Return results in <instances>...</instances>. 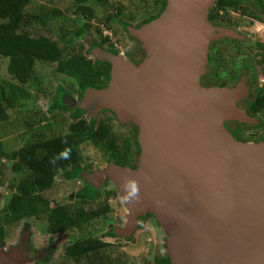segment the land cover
<instances>
[{
    "label": "water",
    "instance_id": "water-1",
    "mask_svg": "<svg viewBox=\"0 0 264 264\" xmlns=\"http://www.w3.org/2000/svg\"><path fill=\"white\" fill-rule=\"evenodd\" d=\"M215 1L166 0L159 18L128 28L148 51L141 68L95 48L94 59L111 66L108 86L60 102L93 120L109 111L138 128L137 169L111 162L81 176L90 186L108 179L125 198L127 222L116 235L128 238L151 214L173 226L171 264H264V142H238L225 127L257 124L238 107L245 80L234 88L201 85L210 43L241 39L207 22Z\"/></svg>",
    "mask_w": 264,
    "mask_h": 264
},
{
    "label": "rangeland",
    "instance_id": "rangeland-1",
    "mask_svg": "<svg viewBox=\"0 0 264 264\" xmlns=\"http://www.w3.org/2000/svg\"><path fill=\"white\" fill-rule=\"evenodd\" d=\"M74 2L75 0H32L27 8L28 13L36 16V22L37 18L46 19L45 26L38 23L33 24L31 32L51 37L60 44L66 55L70 53L71 49L69 45H66L67 42L61 40L60 29L65 30L63 34H67L66 39H70L72 33L77 32L79 17L74 12ZM86 6L92 10L93 18L86 21L89 27L84 36L80 40L73 41L76 44L74 48L78 50L81 44L86 56L94 59L92 52L97 47L93 46V42L101 41L107 37L109 38L106 43L107 47L112 46L117 56L141 68L148 57V51L139 39L131 35L126 26L130 30H139L146 25L147 19L159 18L166 8L163 0H102V2L88 0ZM247 7V5L244 6V8ZM232 11L231 13L226 8L219 11L213 4L207 13L206 20L212 27L214 22L223 17L228 26L232 27L244 40L224 37L209 45L208 56L212 63L206 67L201 85L204 88H234L242 79L248 78L251 82L249 83L250 87H255V89L257 86L264 87V50L260 51L261 46L264 45L263 20L253 16L251 9L244 13H239L237 9ZM44 21L42 19L40 23ZM258 44L260 45L257 46ZM7 63V59L0 58V86L9 89L17 84L7 73ZM35 70L36 81L24 87L25 93L22 90H16L17 94L23 93L21 97L26 96V98H19L17 104L8 111V121L0 122V142L5 153V158L0 163V209L8 200L9 194L6 193L12 192L21 177V173L20 175L15 174L11 169L10 154L32 141L37 127L48 125L49 128L46 132L39 131L46 136L62 135L66 133L68 124L73 120L74 111H70L66 107V111L55 107L56 89L61 86L70 98L78 100L82 98V96L80 98L76 96V85L71 79L55 73V65L38 63ZM62 96L58 98L59 102ZM245 104V98H242L238 106L245 107ZM60 105L63 106L61 102ZM101 112L98 113L96 119H109L119 144L125 138H130L131 142L133 139L137 140L138 128L134 124L121 123L116 116L113 117L109 113L101 114ZM258 118L260 124L257 126L247 125L240 128L229 123L228 127L237 132L238 142L258 144L264 142V110ZM81 153L85 160V163L82 164L83 168L105 170L111 163L107 161V153L102 148L85 145L81 148ZM139 158L140 152L134 151L131 162L134 169L124 168L137 169ZM78 181H80L79 184L77 181L67 182L61 175L57 176L52 191L45 194V198L50 201L51 205H67L73 202L93 208L107 202L110 211L105 217L95 219L64 234L47 237L44 234L45 222L43 220L36 221L29 218L19 223L5 224L0 216V225L4 226L10 239L9 242L14 243L16 234L21 231L24 225H27L37 233V236L40 231V236L32 239L36 250L55 249L49 262L39 261L36 264H83L67 259L65 249L74 240L88 237L110 242L111 247L108 250V255L118 258L122 262L121 264H170L167 249V239L173 232L170 222L162 224L151 214L142 215L138 219L137 228L126 240V238L115 234L116 229H122L126 225L128 214L126 200L121 196L116 185L108 180L107 189H101L98 198L83 200L78 199L77 195L86 182L79 179ZM68 197L71 198L68 199ZM111 231L114 232L113 238L108 239L104 236L106 232Z\"/></svg>",
    "mask_w": 264,
    "mask_h": 264
},
{
    "label": "trees",
    "instance_id": "trees-1",
    "mask_svg": "<svg viewBox=\"0 0 264 264\" xmlns=\"http://www.w3.org/2000/svg\"><path fill=\"white\" fill-rule=\"evenodd\" d=\"M31 1L0 0V58L7 59V73L17 84L9 89L0 86L1 123L8 121V111L17 104L19 98H26V96L21 97L23 93L17 94L16 90H22L25 93L24 87L36 81L35 68L38 63L55 65L56 74L74 82L79 98L83 96L87 88L104 89L111 80V66L107 62L99 63L86 56L81 44L78 50L74 48L76 44L73 41L80 40L84 36L89 27L86 21L93 18L92 10L86 6L88 0H75L74 2V12L79 17L77 32L72 33L70 39H66L67 34H63L65 30L60 29L61 40L67 42L66 45H69L71 49L68 55L64 54V49L51 37L31 32L33 24L46 25L45 18H37L36 22V16L27 12ZM95 1L102 2V0ZM257 1L260 6H263V0ZM163 3L166 5V0H163ZM214 6L219 11L225 7H233L235 10L238 7L231 0H216ZM55 15L57 16V14ZM42 19L45 21L40 23ZM152 20L147 19L145 23L148 24ZM103 24L105 23L103 22ZM128 28L126 26V29ZM66 33L68 32L66 31ZM108 41L109 38L105 37L101 41H94L93 46L113 55L116 54L112 46H106ZM211 63L212 60L208 57V65ZM63 94L66 95V92L59 86L54 99L55 107L66 111L58 99ZM249 106L251 111L249 114L252 116L257 111H263L264 91L251 101ZM104 113L115 117L111 112H101V114ZM72 115L73 120L68 124L66 133L46 136L40 132H46L49 126H39L32 141L10 154L12 170L21 173V177L16 185L17 192L10 196L3 210L0 211L5 224L19 223L24 219L34 218L45 222L48 234L56 235L77 229L95 219L105 217L109 213L110 208L107 202L94 208L85 207L79 203L52 206L44 196L45 192L53 188L57 176L61 175L67 180L82 176V172L85 170L82 164L85 163V160L81 155V148L85 145L102 148L107 153V161L120 167H129L134 151L140 152L135 139L131 142L130 138H125L121 140V144L118 143V138L112 131L109 119L93 120L84 116L80 110H75ZM235 125L240 128L245 126ZM31 129L34 130V128ZM236 140L239 141V138ZM4 158L5 153L0 142V163ZM70 169L73 171L71 172ZM98 196L99 193L89 186L79 195L81 199H86V197L96 199ZM107 247L108 244L99 239L83 238L67 247L65 254L71 258L82 256L89 259L97 258L98 264H121L122 262L118 258L108 259Z\"/></svg>",
    "mask_w": 264,
    "mask_h": 264
},
{
    "label": "flooded vegetation",
    "instance_id": "flooded-vegetation-1",
    "mask_svg": "<svg viewBox=\"0 0 264 264\" xmlns=\"http://www.w3.org/2000/svg\"><path fill=\"white\" fill-rule=\"evenodd\" d=\"M234 4L238 5L237 7V11L239 13H244L245 11L251 9L252 13H253V16H257V18H261L263 20V23H264V2H263V6H260L258 1L257 0H231ZM243 1H246L245 3ZM247 5L249 9L247 8H244V6ZM227 11L229 12H233L232 10H235L233 7H225ZM224 8V9H225ZM215 27V29H225V30H229V31H232L233 33L237 34L235 30H233L232 27L228 26L227 24V21L223 18V17H220L219 21L217 22H214L213 24ZM232 28V29H231ZM238 35V34H237ZM224 38V37H223ZM240 40H244V39H240ZM216 41V40H215ZM212 43V42H211ZM210 43V44H211ZM264 43V42H263ZM260 44H258L257 46H259ZM264 50V45L261 46V49L260 51L263 52ZM116 55V54H114ZM209 57V56H208ZM210 58V57H209ZM211 59V58H210ZM133 60V59H132ZM209 66V65H207ZM245 80V84L246 86L248 87L249 86V83H251L248 78L247 79H244ZM243 81V79L241 80V82ZM240 82V83H241ZM240 83L238 85H240ZM237 85V86H238ZM237 86H234V87H237ZM254 87V86H253ZM264 91V87L263 86H257V88L255 89L250 87L248 88V94L245 98V107H240L238 106L240 109L246 111V113L254 118L256 121H257V125L260 124V120L258 118V116H260V113L262 111H257L254 113V116L250 115L249 112L251 113L250 111V102L253 101L254 99H256V97L258 95H260V93ZM252 93H253V96H252ZM77 96V95H76ZM78 97V96H77ZM228 124L229 123H226L225 124V127L228 131H230V133L233 135V137H236L235 139H238L237 138V133L234 131V130H231L229 127H228ZM230 124H239V123H230ZM240 125H243V124H240ZM247 126V125H245ZM238 141V140H237ZM261 143V142H259ZM130 168H133L134 169V166L131 165L129 166ZM12 169V167H11ZM13 171V170H12ZM70 171L72 172L73 170L70 169ZM104 170H100L99 168L98 169H95V170H90V168H85V170L82 172V173H88V174H95V173H100ZM14 172V171H13ZM15 174H18L20 175V173H16L14 172ZM65 179V178H64ZM79 180H82V182H85L83 181V178L81 176H79V178L77 177H74L72 179H69L67 180V182H74V181H77L78 184L80 183ZM20 181V177H19V180L16 182L15 184V187L13 188L12 192H7L6 194L8 195L9 194V197L8 199L10 198V196L13 194V193H16L17 192V189H16V185L19 183ZM101 181H98V183H95V184H98V185H92L90 186L87 182L84 183V186L81 187L79 193H78V199L80 198L79 195L84 192L85 188L87 186L89 187H98L97 189H95L98 193L100 192L101 189H105L106 186H108V179L102 181L103 183H100ZM53 189V188H52ZM49 190L48 192H45L44 193V196L45 194L49 193L50 191ZM107 189V188H106ZM84 194V193H83ZM100 195V194H99ZM72 197V196H71ZM71 197H68V199H70ZM99 197V196H98ZM85 198H83L84 200ZM86 199H90L89 197H86ZM70 204H73V202H70ZM77 204V203H76ZM53 206V205H52ZM2 209H0V211H2ZM2 214H0L1 216ZM34 219V218H32ZM25 220V219H24ZM36 221H39L38 219H34ZM23 221V220H22ZM68 232V231H67ZM8 233V232H7ZM38 236L36 235L37 233L35 231H32L30 229V226L27 227V225H24L23 228L21 229L20 232H18L16 234V237H15V240H14V243L11 241L9 242V236L6 234V231L4 229V226L0 225V264H36L37 262H43V263H47L50 261V258H51V255H52V252L54 253L55 249H44V250H36V247L33 246V242H32V239L35 238V237H39L40 236V231L38 232ZM66 233V232H65ZM44 234L45 236L47 237H55L57 235H60V234H56V235H51V234H48L47 231H46V224H45V229H44ZM64 234V233H63ZM110 234H112V236H110ZM105 237H108V239H111L114 237V232L111 231V232H106ZM88 238H95V237H88ZM79 239H83V238H79ZM95 239H99V238H95ZM129 239V238H126V240ZM78 240V239H76ZM76 240H74L73 242H75ZM100 240V239H99ZM102 242H104L105 244H108V247H107V252L108 250L110 249L111 247V244L110 242L108 241H103L101 240ZM73 242H71L69 245L66 246V249L67 247H69ZM65 249V250H66ZM66 256V254H65ZM67 259L69 260H72L74 262H82L83 264H98V260L97 258H92V259H89L88 257L86 256H82V257H77V258H71V257H68L66 256ZM108 259L110 260H114V258H110L108 257ZM171 264V263H170Z\"/></svg>",
    "mask_w": 264,
    "mask_h": 264
}]
</instances>
